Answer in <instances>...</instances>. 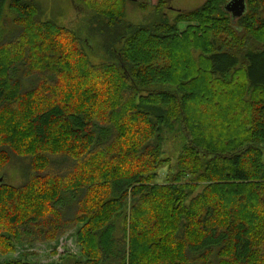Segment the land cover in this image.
Returning a JSON list of instances; mask_svg holds the SVG:
<instances>
[{
  "label": "trees",
  "instance_id": "16d2710c",
  "mask_svg": "<svg viewBox=\"0 0 264 264\" xmlns=\"http://www.w3.org/2000/svg\"><path fill=\"white\" fill-rule=\"evenodd\" d=\"M229 1L171 21L158 0L137 25V0H82L69 29L0 0V169L26 180L0 183V257L78 226L81 257L57 264H264V0L240 19Z\"/></svg>",
  "mask_w": 264,
  "mask_h": 264
},
{
  "label": "rangeland",
  "instance_id": "374dc122",
  "mask_svg": "<svg viewBox=\"0 0 264 264\" xmlns=\"http://www.w3.org/2000/svg\"><path fill=\"white\" fill-rule=\"evenodd\" d=\"M45 13L44 20L54 19L57 23L65 28L72 29L73 27L85 25L86 9L82 0H36ZM207 0H169V19L173 21L176 12H188L197 9L203 5ZM141 2V3H139ZM137 5L133 3H126V18L125 21L132 24H142L150 22L154 17V12L158 0H137ZM139 4H142L141 6ZM13 13L6 7L3 15V23L0 29L8 32L11 29L13 22ZM8 28V29H7ZM95 42H89V45H95ZM89 50V49H88ZM90 51V50H89ZM95 64L101 61L91 57ZM175 135L166 136V142L163 146L162 159L168 162H162L158 170V176L155 183L163 184L167 180V175L172 173L175 169L177 159V145L175 144ZM20 159V158H19ZM24 166H27V161L21 159ZM0 177L4 182H9L12 186H20L26 180L22 176L21 166L17 159H14L9 165L0 169ZM202 190L198 189L197 192ZM78 226L68 230L63 237L54 242L39 243L31 248L27 245H20L16 248V253L7 254V256L0 257V264H5L9 261L23 260L33 264H57L61 258L81 257L80 247L78 244ZM61 257V258H60Z\"/></svg>",
  "mask_w": 264,
  "mask_h": 264
},
{
  "label": "water",
  "instance_id": "95a60500",
  "mask_svg": "<svg viewBox=\"0 0 264 264\" xmlns=\"http://www.w3.org/2000/svg\"><path fill=\"white\" fill-rule=\"evenodd\" d=\"M247 10V0H230L225 5V11L234 19H240L245 15ZM0 183H4V179L0 177Z\"/></svg>",
  "mask_w": 264,
  "mask_h": 264
}]
</instances>
